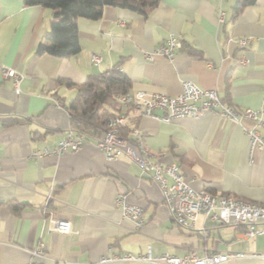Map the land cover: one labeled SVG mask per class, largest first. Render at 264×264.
<instances>
[{
	"label": "crops",
	"instance_id": "crops-1",
	"mask_svg": "<svg viewBox=\"0 0 264 264\" xmlns=\"http://www.w3.org/2000/svg\"><path fill=\"white\" fill-rule=\"evenodd\" d=\"M235 2L221 3L223 22L217 19L219 0H159L147 15L106 5L99 18H78L80 51L58 57L36 52L50 29L51 7L0 0V66L23 74L17 93L13 79L0 73V264H27L40 241L45 249L40 264H159L101 261L105 255L146 254L149 247L154 255H184L191 248L200 255L243 251L250 254L219 264H264L262 234L251 237L244 225L219 224L203 215L195 228L180 227L151 174L127 155L108 159L97 139L88 138L77 151L33 155L65 136L70 126L66 107L83 81L113 66L129 77L132 91L174 95L184 79H191L216 88L226 103L264 109V0L238 14ZM171 34L184 42L173 58L146 57ZM240 37L251 41L240 46ZM92 53L102 60L91 61ZM129 125L142 129L155 160L177 164L194 187L263 202L264 147L251 148L244 128L253 126L252 119L233 122L211 110L169 121L134 118ZM260 132L264 135V124ZM50 188L52 215L70 219L71 232L47 228ZM119 195L143 207L145 224L138 232L122 218L115 202Z\"/></svg>",
	"mask_w": 264,
	"mask_h": 264
},
{
	"label": "built area",
	"instance_id": "built-area-1",
	"mask_svg": "<svg viewBox=\"0 0 264 264\" xmlns=\"http://www.w3.org/2000/svg\"><path fill=\"white\" fill-rule=\"evenodd\" d=\"M217 8V19L225 21L226 12L221 3L226 0H219ZM120 23H123L121 21ZM250 37H240L237 42L245 46ZM184 42L180 35L171 34L153 52H146L147 58H152L154 53L173 58L177 50L183 48ZM102 56L98 53L91 54V61L100 62ZM247 63L246 58H242ZM0 73L4 78H12L14 89L20 92V83L23 74L12 66L1 65ZM119 102L127 111L119 112L108 120V129L97 139V146L104 152L108 159L118 158L127 155L134 160L144 171L151 174L152 179L159 185L164 201L169 207L175 222L183 228L193 229L201 215L205 219L219 224H241L246 227L245 234L255 237L257 234L264 236V200L262 203H252L241 197L231 194H216L209 189L196 188L183 175L180 167L175 163L163 164L154 159V154L144 142L142 129L139 125H133L127 130L129 121L134 118L152 116L161 120H172L174 118L191 116L198 117L207 111L216 110L219 116L239 122L242 118L253 120L252 127H244L249 136L251 148L264 147V135L260 132V126L264 124V109L251 107L241 108L226 103L219 95L216 88H203L191 79L182 81V90L174 95L156 91L139 89L129 90L118 96ZM57 105H62L58 100ZM161 110L162 114L157 111ZM128 131L124 137L123 131ZM88 140L83 133L77 132L71 125L67 132L56 144L45 146L35 150L33 155L44 157L47 155H60L66 151H77L83 147ZM171 178V182H169ZM54 199L53 189L45 196V211L47 215V228L49 230L72 231V221L65 217L52 215L48 204ZM121 206L122 218L130 222V229L138 232L145 224L143 207L131 203L125 196L119 195L115 201ZM44 246L40 241L37 246L30 250L31 257L27 264H40V257L44 254ZM249 252H207L200 255L195 248H191L184 255L163 253L154 255L151 247L146 254L135 255L126 252L121 256H102L101 261L122 259V260H147L159 264H219L233 257H243Z\"/></svg>",
	"mask_w": 264,
	"mask_h": 264
},
{
	"label": "trees",
	"instance_id": "trees-1",
	"mask_svg": "<svg viewBox=\"0 0 264 264\" xmlns=\"http://www.w3.org/2000/svg\"><path fill=\"white\" fill-rule=\"evenodd\" d=\"M257 0H236L234 11L238 14ZM26 4H40L53 9L50 29L36 48L38 54L49 53L58 57H69L81 49L79 42V17L96 19L101 17L103 8L111 5L133 9L147 15L159 0H25ZM68 84L74 82L66 80ZM129 77L113 66L104 72L90 74L79 86L76 96L67 105L70 125L87 138H100L108 129L110 117L119 113L122 104L118 96L129 91ZM131 126L127 127V130ZM126 137L128 131H123ZM18 212V207L12 205Z\"/></svg>",
	"mask_w": 264,
	"mask_h": 264
}]
</instances>
